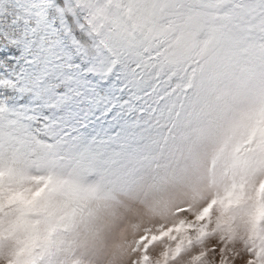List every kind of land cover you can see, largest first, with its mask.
Returning <instances> with one entry per match:
<instances>
[{
    "label": "snow or ice",
    "instance_id": "obj_1",
    "mask_svg": "<svg viewBox=\"0 0 264 264\" xmlns=\"http://www.w3.org/2000/svg\"><path fill=\"white\" fill-rule=\"evenodd\" d=\"M217 236L264 264V0H0V264Z\"/></svg>",
    "mask_w": 264,
    "mask_h": 264
},
{
    "label": "clouds",
    "instance_id": "obj_2",
    "mask_svg": "<svg viewBox=\"0 0 264 264\" xmlns=\"http://www.w3.org/2000/svg\"><path fill=\"white\" fill-rule=\"evenodd\" d=\"M158 223H159V222L157 221V222L153 223L151 226H152V227H155L156 224H158ZM135 238H136V237H130V240H133V239H135ZM212 239H215V240L218 241V242H219V240H220V238H219L218 236H217V237H213ZM236 247H237V250H239V251H241V252L243 251V248H242L239 244H237ZM207 248H208V247L205 246L204 249H196V250H195L194 252H192L191 254L185 256L184 259L181 261V264H192V257H193L194 255L198 254L200 251L207 250ZM163 251H164V246H163V245L158 246V247H156V248H154V249L152 250V252H151V256H152L154 262L160 259V257H161V253H162ZM130 258H131L130 256H129V257H126L125 259H123V260L120 262V264H130ZM205 264H211V262H209V261H205Z\"/></svg>",
    "mask_w": 264,
    "mask_h": 264
},
{
    "label": "rangeland",
    "instance_id": "obj_3",
    "mask_svg": "<svg viewBox=\"0 0 264 264\" xmlns=\"http://www.w3.org/2000/svg\"><path fill=\"white\" fill-rule=\"evenodd\" d=\"M206 247L211 248L213 246H216L217 248L220 246L219 242L215 239L209 238L205 244ZM209 259L213 262V264H216L217 257L210 254ZM235 264H241V261H236Z\"/></svg>",
    "mask_w": 264,
    "mask_h": 264
}]
</instances>
